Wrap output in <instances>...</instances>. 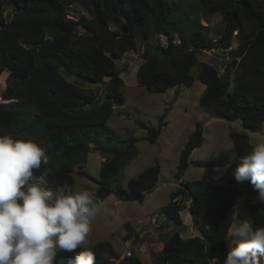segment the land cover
<instances>
[{
  "label": "trees",
  "instance_id": "16d2710c",
  "mask_svg": "<svg viewBox=\"0 0 264 264\" xmlns=\"http://www.w3.org/2000/svg\"><path fill=\"white\" fill-rule=\"evenodd\" d=\"M204 17L219 15L223 30L211 39L199 19L192 26L170 0H0V135L28 138L41 143L47 164L36 174L48 173V185L55 189L68 184L75 189L77 176L96 181L86 170L90 146L103 162L96 183L95 199L102 202L113 194L117 200L143 203L157 185L158 165L142 171L125 188L111 189L109 181L136 156V144L129 138L121 149L102 142L112 137L107 122L125 98L123 81L115 61L136 51L137 42L164 37L166 45H144L143 62L136 72L137 86L161 94L175 87H191L197 80L204 88L199 103L220 112L228 122L240 120L245 130L255 131L264 122V10L257 0H196ZM77 3L89 17L68 19L67 7ZM236 47L232 49V42ZM222 50L230 55L228 70L200 63L197 56L206 50ZM63 72V75L61 74ZM73 77L91 84H104L100 98L69 83ZM147 129L145 139L155 143L159 131ZM203 124L196 123L179 155L175 178L179 183L162 209L166 223L176 230L163 242L153 264H211L227 253V229L236 220L253 227L264 226V207L249 182L234 177L224 184L207 180L183 181L192 152L203 143ZM229 139L240 158L251 150L244 134L230 132ZM57 164L54 169L51 162ZM197 168L222 167L223 159L192 163ZM186 202L189 204L186 206ZM187 210L197 233L183 237L181 214ZM128 234L136 237L126 224ZM86 248H78L80 251ZM89 250L95 264H144L131 256L121 259L108 242ZM73 253L60 251L55 264H69Z\"/></svg>",
  "mask_w": 264,
  "mask_h": 264
},
{
  "label": "rangeland",
  "instance_id": "374dc122",
  "mask_svg": "<svg viewBox=\"0 0 264 264\" xmlns=\"http://www.w3.org/2000/svg\"><path fill=\"white\" fill-rule=\"evenodd\" d=\"M170 1L176 4L180 12L184 13L189 26L195 23V19H199L200 26L205 29L211 39L219 37L223 30V23L219 15L204 17L196 0ZM257 4L264 10V0H257ZM66 16L68 19H77L80 16L89 17L87 10L77 3L67 7ZM147 42L152 47L166 45V40L163 37L152 38L145 42L138 40L136 51L115 61L116 67L121 71L120 78L123 81L121 92L125 102L121 107L115 108L107 122V127L113 134L112 137L104 136L102 142L110 147L121 149L131 137L141 140L136 144V156L109 181L111 189L125 188L130 180L136 179L142 171L155 165L160 168L158 182L156 187L145 195L141 204L120 201L113 194L108 195L100 202L103 207L91 225V230L82 248L90 249L99 242H108L121 256L130 251L132 256L144 257V262L153 264L158 251L161 250V243L176 230L173 223L169 222L163 225V221L166 219L162 209L168 204L170 195L179 188V183L175 178L179 155L196 123L203 124V143L200 148L192 152L189 159L191 164L188 166L183 181L207 180L224 184L233 177L232 173L237 160L229 133L244 134L251 146V141L259 136H264V122L261 128L250 131L242 127L240 120L225 121L220 117V112L199 103L204 89L197 80L191 87H175L161 94L149 93L139 88L136 72L143 62L141 56ZM235 47L234 41L231 48ZM197 60L198 65L195 66L194 73L198 71L200 63L217 67L220 75L227 71L231 73V70L227 69L231 59L226 51L206 50L198 54ZM61 74L63 75L62 71ZM65 79L84 92L95 93L99 98L103 96L104 84L108 81V78H105L104 84H91L73 77H65ZM4 84L5 76L3 75L0 77V92L4 89ZM137 122L143 123L147 128L159 131V137L155 143L145 140L149 133L147 129L138 126ZM93 147L94 145L90 146L84 170L98 181L103 161L101 154L93 150ZM217 158L223 159L222 167L206 169L197 168L192 164L214 161ZM50 164L54 169H57L58 166L54 161ZM77 170L78 168L75 167L74 171ZM75 172L73 174L74 190H88L95 198L98 189L96 181L79 177L75 175ZM185 205L189 204L186 202ZM261 205L264 207V204ZM181 218L185 226L182 228L183 237L197 236L191 226V217L187 210L182 212ZM126 224L137 235V238L134 236L124 240L128 234ZM231 246L233 245L230 240L227 243V252ZM225 257L226 255L212 261L211 264H222Z\"/></svg>",
  "mask_w": 264,
  "mask_h": 264
},
{
  "label": "clouds",
  "instance_id": "9594fccd",
  "mask_svg": "<svg viewBox=\"0 0 264 264\" xmlns=\"http://www.w3.org/2000/svg\"><path fill=\"white\" fill-rule=\"evenodd\" d=\"M232 175L249 182L264 204V136L250 142ZM46 149L32 139L0 135V264H55L60 251L73 253L69 264H95V253L81 248L103 205L88 190L71 185L47 187ZM232 242L222 264H264V226L234 220Z\"/></svg>",
  "mask_w": 264,
  "mask_h": 264
},
{
  "label": "built area",
  "instance_id": "2783aa9c",
  "mask_svg": "<svg viewBox=\"0 0 264 264\" xmlns=\"http://www.w3.org/2000/svg\"><path fill=\"white\" fill-rule=\"evenodd\" d=\"M163 38H164V37H163ZM163 46H165V45H163ZM131 256H132V253H131L130 251H127V252L122 256L121 259H123L124 257L129 258V257H131Z\"/></svg>",
  "mask_w": 264,
  "mask_h": 264
},
{
  "label": "crops",
  "instance_id": "0c3cea01",
  "mask_svg": "<svg viewBox=\"0 0 264 264\" xmlns=\"http://www.w3.org/2000/svg\"><path fill=\"white\" fill-rule=\"evenodd\" d=\"M204 89V88H203ZM202 91V90H201ZM102 161H103V159H102ZM163 223H164V221H163ZM161 247H162V243H161ZM159 252V251H158ZM140 259H141V261L145 264L146 262H144V257H141V256H138ZM121 258H122V256H121ZM147 264V263H146ZM148 264H151V263H148Z\"/></svg>",
  "mask_w": 264,
  "mask_h": 264
},
{
  "label": "water",
  "instance_id": "95a60500",
  "mask_svg": "<svg viewBox=\"0 0 264 264\" xmlns=\"http://www.w3.org/2000/svg\"><path fill=\"white\" fill-rule=\"evenodd\" d=\"M209 50V49H208Z\"/></svg>",
  "mask_w": 264,
  "mask_h": 264
}]
</instances>
